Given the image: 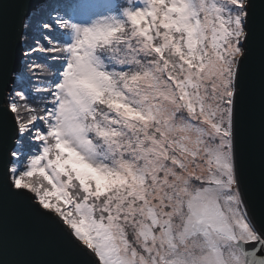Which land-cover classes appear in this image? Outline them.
Masks as SVG:
<instances>
[{
    "label": "snow or ice",
    "instance_id": "snow-or-ice-1",
    "mask_svg": "<svg viewBox=\"0 0 264 264\" xmlns=\"http://www.w3.org/2000/svg\"><path fill=\"white\" fill-rule=\"evenodd\" d=\"M22 2L0 209L83 264H264L241 151L257 39L264 123V0Z\"/></svg>",
    "mask_w": 264,
    "mask_h": 264
},
{
    "label": "water",
    "instance_id": "water-1",
    "mask_svg": "<svg viewBox=\"0 0 264 264\" xmlns=\"http://www.w3.org/2000/svg\"><path fill=\"white\" fill-rule=\"evenodd\" d=\"M26 11L22 0H3L0 12V33L5 37V74L0 78V95L13 87L7 75L17 69L20 58L15 35ZM241 151L244 164L246 201L257 227L264 228V179L261 159L264 155V123H262L259 40L254 42V64L251 88V109L246 115ZM23 231L38 237L27 241ZM0 264H83V258L69 249L58 236L34 220L23 207L5 201L0 209Z\"/></svg>",
    "mask_w": 264,
    "mask_h": 264
},
{
    "label": "rangeland",
    "instance_id": "rangeland-1",
    "mask_svg": "<svg viewBox=\"0 0 264 264\" xmlns=\"http://www.w3.org/2000/svg\"><path fill=\"white\" fill-rule=\"evenodd\" d=\"M25 47H26V45H25Z\"/></svg>",
    "mask_w": 264,
    "mask_h": 264
},
{
    "label": "bare ground",
    "instance_id": "bare-ground-1",
    "mask_svg": "<svg viewBox=\"0 0 264 264\" xmlns=\"http://www.w3.org/2000/svg\"><path fill=\"white\" fill-rule=\"evenodd\" d=\"M25 46V45H24Z\"/></svg>",
    "mask_w": 264,
    "mask_h": 264
}]
</instances>
